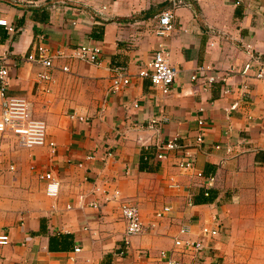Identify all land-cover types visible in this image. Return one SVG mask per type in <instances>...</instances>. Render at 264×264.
Returning <instances> with one entry per match:
<instances>
[{
	"label": "crops",
	"instance_id": "crops-1",
	"mask_svg": "<svg viewBox=\"0 0 264 264\" xmlns=\"http://www.w3.org/2000/svg\"><path fill=\"white\" fill-rule=\"evenodd\" d=\"M176 2L172 30L158 36L170 0H0V19L13 28L0 25L6 93L27 101L54 142L51 153L0 133V232L9 237L0 264H164L160 251L189 260L173 245L178 228L195 239L201 225L216 224L193 264H217L232 203H264V90L253 77L264 63V0ZM38 42L51 59L47 83L25 58ZM158 42L176 71L166 95L140 75ZM82 44L99 47L98 64L70 57ZM114 66L128 79L116 91ZM167 140L179 147L157 159ZM187 155L193 165L183 171L176 163ZM47 171L54 197L38 177ZM114 188L143 225L127 243L119 200H104ZM207 189L211 200L193 203Z\"/></svg>",
	"mask_w": 264,
	"mask_h": 264
},
{
	"label": "built area",
	"instance_id": "built-area-1",
	"mask_svg": "<svg viewBox=\"0 0 264 264\" xmlns=\"http://www.w3.org/2000/svg\"><path fill=\"white\" fill-rule=\"evenodd\" d=\"M171 6L162 10L157 19V26L155 34L158 36L167 35L173 28V8L178 4L176 0H170ZM236 2L238 0H230ZM0 25L5 29L11 31L13 28L3 19H0ZM100 49L96 45L82 44L71 49L70 57L98 64ZM26 60L38 63L42 69L36 73V78L42 82L51 81V59L46 55V49L42 43L38 42L35 46V52H29L25 56ZM62 70H66V67H62ZM203 68H199L202 70ZM142 77L148 78L150 84L156 87L161 95H166L173 83L176 75V71L172 65L169 64L167 59L166 50L161 42L156 44V47L152 50L150 58L145 65V68L140 73ZM253 77L258 81L261 89L264 90V63L260 64L254 71ZM110 89L113 91L118 90L123 85L127 84L128 79L124 75L123 67L114 66L111 67ZM191 80L197 79L196 74L190 76ZM213 77H206V82H212ZM8 85L7 72L5 58L0 53V133L7 132L11 134L20 147H32L45 145L49 152H53L54 142L45 137V123L39 119H33L29 116L28 103L22 97L9 96L6 93ZM157 123L156 120H151L147 123L149 128H154ZM201 123V121H199ZM196 141L201 142V134L196 136ZM179 147L174 140H167L162 142L156 153L155 157L161 159L163 157L162 150L173 149ZM92 158V156H88ZM193 160L190 156H183L176 166L183 170L191 169ZM39 179L45 182V193L48 196L54 197L57 193L58 182L51 175L50 172H44L38 174ZM168 186L177 188L178 185L174 182L172 177L168 178ZM105 201L119 200V215L124 221L123 240L128 242L130 236L136 235L142 231L143 225L140 220L139 211L136 204L132 203L128 199L120 198L119 191L114 188L110 193L105 194ZM187 203L189 201L187 200ZM91 206H96V202L90 201ZM190 204V203H189ZM172 207L169 205L163 206L158 209L154 215L161 217L164 213L170 212ZM152 226V224H150ZM218 225L209 226L201 225L198 228L197 236L195 239H184L182 235L188 234L189 229L186 225H181L177 234L172 237L173 245L180 248L181 254H189L190 259H178L172 257L167 251H160L159 257L164 260V264H193L202 261L205 248V241L214 237L218 233ZM9 241V237L5 232H0V245L6 244ZM74 251H78V248H74Z\"/></svg>",
	"mask_w": 264,
	"mask_h": 264
},
{
	"label": "rangeland",
	"instance_id": "rangeland-1",
	"mask_svg": "<svg viewBox=\"0 0 264 264\" xmlns=\"http://www.w3.org/2000/svg\"><path fill=\"white\" fill-rule=\"evenodd\" d=\"M232 204L217 264H264V203Z\"/></svg>",
	"mask_w": 264,
	"mask_h": 264
},
{
	"label": "trees",
	"instance_id": "trees-1",
	"mask_svg": "<svg viewBox=\"0 0 264 264\" xmlns=\"http://www.w3.org/2000/svg\"><path fill=\"white\" fill-rule=\"evenodd\" d=\"M212 194V191L209 189L205 190L204 192L200 191L199 194L193 198V203H205L209 202L210 195ZM209 196V197H208Z\"/></svg>",
	"mask_w": 264,
	"mask_h": 264
}]
</instances>
